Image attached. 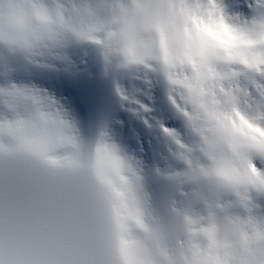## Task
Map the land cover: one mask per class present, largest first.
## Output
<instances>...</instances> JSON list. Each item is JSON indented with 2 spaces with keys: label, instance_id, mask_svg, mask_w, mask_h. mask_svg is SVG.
I'll return each mask as SVG.
<instances>
[{
  "label": "clouds",
  "instance_id": "9594fccd",
  "mask_svg": "<svg viewBox=\"0 0 264 264\" xmlns=\"http://www.w3.org/2000/svg\"><path fill=\"white\" fill-rule=\"evenodd\" d=\"M218 23L189 20L183 0H0V53L46 66L71 45H90L114 74H152L168 88L171 80L189 106L184 126L191 139L172 152L180 166L161 169L171 190L186 195L178 212L169 204L152 217L141 211L135 159L116 142L83 139L58 101L39 88L0 85V155L80 157L89 174L112 182L106 202L122 224L116 264H264V212L245 203L249 192L264 189V169L253 160L264 133L243 124L235 104L218 106L206 97L225 49L209 34ZM230 32L235 45L242 35L264 40V12L241 15Z\"/></svg>",
  "mask_w": 264,
  "mask_h": 264
},
{
  "label": "snow or ice",
  "instance_id": "6c2138e0",
  "mask_svg": "<svg viewBox=\"0 0 264 264\" xmlns=\"http://www.w3.org/2000/svg\"><path fill=\"white\" fill-rule=\"evenodd\" d=\"M183 5L189 20L219 21L209 34L225 49L212 66L206 97L218 106L235 104L240 121L264 133V40L242 35L238 45L230 43L234 39L230 26L241 15L246 19L254 10L264 12V0H183ZM169 85L168 98L184 122L189 106L177 97L171 80ZM161 127L173 153L191 139L187 131L181 134L175 128ZM99 137L113 141L103 131ZM253 160L264 169V146H253ZM156 172L163 180L167 175V170ZM134 177L143 193V215L155 217L168 211L169 204L171 211H179V198L185 193H162L157 204L145 190L137 160ZM111 188L110 179L89 174L80 157L70 160L21 152L6 158L0 155V264H116L115 237L122 224L115 206L110 212L106 202L105 192ZM247 196V210L264 212L259 201L264 189Z\"/></svg>",
  "mask_w": 264,
  "mask_h": 264
},
{
  "label": "bare ground",
  "instance_id": "6f19581e",
  "mask_svg": "<svg viewBox=\"0 0 264 264\" xmlns=\"http://www.w3.org/2000/svg\"><path fill=\"white\" fill-rule=\"evenodd\" d=\"M71 115H72V113H70ZM68 116H70L69 114H68ZM115 142V141H114ZM117 143V142H116ZM118 144V143H117ZM119 145V144H118ZM120 146V145H119ZM122 149H124L122 146H120ZM124 151V150H123ZM137 161H139L140 162V164H141V161H140V159H136Z\"/></svg>",
  "mask_w": 264,
  "mask_h": 264
}]
</instances>
